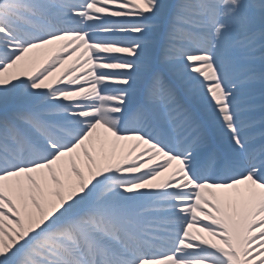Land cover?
I'll return each mask as SVG.
<instances>
[{
  "label": "snow or ice",
  "instance_id": "6c2138e0",
  "mask_svg": "<svg viewBox=\"0 0 264 264\" xmlns=\"http://www.w3.org/2000/svg\"><path fill=\"white\" fill-rule=\"evenodd\" d=\"M0 264H264V0H0Z\"/></svg>",
  "mask_w": 264,
  "mask_h": 264
}]
</instances>
